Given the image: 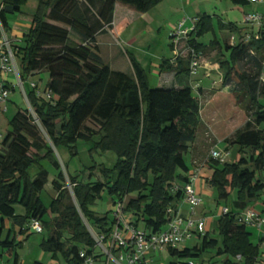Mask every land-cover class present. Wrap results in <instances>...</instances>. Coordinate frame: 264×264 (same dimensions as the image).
<instances>
[{"label":"trees","instance_id":"16d2710c","mask_svg":"<svg viewBox=\"0 0 264 264\" xmlns=\"http://www.w3.org/2000/svg\"><path fill=\"white\" fill-rule=\"evenodd\" d=\"M29 1L3 0L0 5V25L8 37L10 16L19 15L31 23L14 53L20 59L21 81L40 125L34 124L28 111L19 110L8 121L0 145V233L6 220L13 227L8 238L0 241V248L13 255L22 245L12 239L13 229L18 227L24 235L30 231L31 223L38 220L47 235L40 245L43 252L65 264H83L81 251L91 257L97 250L85 221L98 234H109L114 226L108 214L100 217L91 210L103 193L107 192L114 203L127 197L126 211L132 214V223L136 227L143 223L144 229L154 234L166 228L169 206L182 200L183 193L174 194L172 188L184 186L189 180L185 156L196 141L201 123V107L190 85L193 56L162 60L161 72L173 73L178 86L171 89H153L149 74L135 57L129 55L131 74L112 70L99 57L97 36L105 29L113 30L116 5L146 14L165 0H37L35 13L27 16L22 13ZM232 2L248 4L246 0ZM218 29L240 36L247 31L221 20ZM209 33H215L213 18L204 14L190 34L189 48L203 54L218 44L216 39L210 46L198 42ZM225 50L230 56L220 61L223 85L235 84L249 102L248 112L253 111L251 121L236 134L234 144L239 153L250 152L251 156L211 164L213 175L209 184L215 190L218 206L229 204L233 194L236 200L226 205L229 213L217 221L219 239L205 235L201 237L202 244L193 248L169 249L180 264H197L196 259L211 250L216 251L217 257H226L222 264H258L261 255L248 227L239 224L236 216L248 209H264V130L260 129L264 125V105L260 101L264 93L260 82L264 63L255 60L254 74L240 66L248 58L264 57V38L246 45L227 46ZM41 72L49 75L47 92L56 97L54 101L27 86L29 77ZM90 121L98 129L90 128ZM42 130L57 151L63 148L70 154V162L64 164L73 197L65 186L66 176L54 148ZM80 143L89 145L92 169H99L103 181L84 182L80 178L84 168L71 171ZM109 154L116 157L113 165ZM96 155L105 156L106 162L97 164ZM46 161L56 170L52 186L57 195L48 205L42 199L50 178L43 166ZM33 168L34 178L30 173ZM18 206L24 209L23 215L17 214ZM14 257L15 264H19L18 254ZM94 257L97 260L98 256Z\"/></svg>","mask_w":264,"mask_h":264},{"label":"rangeland","instance_id":"374dc122","mask_svg":"<svg viewBox=\"0 0 264 264\" xmlns=\"http://www.w3.org/2000/svg\"><path fill=\"white\" fill-rule=\"evenodd\" d=\"M192 2H193L192 5H190L189 4L190 2H187V0H167L163 5L164 6V8H162L163 10L161 9L163 17L160 18L157 22H155L156 24H154V22H150L151 17L144 19L142 17L143 16L142 14L136 13L135 11H132L131 9L123 5L118 4V7L121 8V10H127L129 12H132V14L136 16V18L123 17L124 14H122L120 10L118 11V16L116 18L118 25L123 26L124 28L128 25L127 26L128 28H126L125 30L126 32L124 33L123 36L115 34L116 40L112 36L104 37L102 39L101 42L102 46L105 43H108L107 45L110 46L107 48L102 47L103 49L102 52L106 64L110 65V68H112L115 71L132 73L133 70L129 60V55H130L132 57H135L139 61V63L143 66V68L147 71V73L149 74L150 86L153 89L177 88L175 82L173 84L171 83L173 76L170 75V73H164V75L168 74L167 76H161V73H159V71L161 70V63L162 60L164 59L174 61L177 56L186 58L190 53L188 42L191 39V37L189 36L188 38L182 39L179 45L176 47L173 44L174 43L173 39L171 38L173 33L171 26L167 25V22H165L167 17L168 16L173 17L172 18V21H174L173 23H177L178 21L187 18L189 19L188 28L193 29L194 25L192 24V21L199 14L206 13L211 17H213V19H215L214 21L217 22L216 21L217 16L227 18L233 14L232 12L233 10L245 9L243 6L235 5L234 3H232L231 0H192ZM0 28L2 30V34L4 36H7L3 32L1 25ZM143 30L145 31V33L141 37V39L136 40L133 44H130L128 42V40L131 37H133L138 33H142ZM217 31L219 32V34L221 33L218 29ZM7 38L10 39L8 36ZM72 38L74 40L77 39V37L74 34H72ZM199 39L201 44L207 45L209 44L210 35L207 34ZM10 44L12 50L15 52V46H13L11 40H10ZM238 44H241V39L238 40L237 42H233L229 34L226 33L221 34L220 42L216 45L210 46L207 49V51L201 55L200 68L196 72V74L197 75L199 74V77H201L200 83H204L207 79V75L204 74L205 70L202 69H204V67L206 68L207 66L209 69L210 67H214V69H212L211 71V76L207 80L208 83L212 84L213 89L208 92L210 94L218 92L219 97L214 101V104L217 105L218 106L217 108L221 111L218 117L219 119L217 121L213 120L212 124L209 126L207 130L204 129V125L202 124L199 125L196 134V144L197 143L200 144L203 141L205 145V152H211L213 147L215 146L214 136H220L221 138L225 139L224 143L226 145L223 143L218 144L217 149H221L222 147L225 146L228 147L229 151L232 152V157H231L232 161L238 160L242 155H244L243 157H246L247 159H249V157L251 156L250 152L239 153L237 146L234 144V140L236 134L240 131H243L246 128L247 123L251 121L253 111L248 112L247 106L249 102L245 98V96H242L241 93H239L236 90L235 84H229L228 86L224 87L222 80V70L220 69V61L227 60L230 56V54L226 52L225 47L237 46ZM255 60H257V62L264 63L263 56H254V59L248 58L243 62H241L240 66L244 71L254 74L257 70L256 68L257 63L255 62ZM15 61L20 71L21 69L20 59L16 57ZM43 73L45 72L37 73L35 77L30 76L29 79L31 80L30 82L34 81L38 84L41 97L47 99L46 92L49 83V75L48 74L45 75L46 79L44 80L41 77ZM157 73L160 75V77L157 75ZM12 78L15 77L13 76ZM192 78L194 79L195 76L193 75ZM15 81L17 85L18 81L16 78ZM195 82L197 83L199 81H194L193 83ZM193 89H194V94L197 96V94H199V86L194 84ZM12 95H14L13 96L14 104L10 108V111H7L5 113H0V132L2 133L6 132L8 126L7 121H9L10 119H12V117H14V115L17 113V110L28 111V114L31 115L34 120V124L40 126L35 111L31 108L27 99V95L20 84H18L15 93L14 94L12 93ZM260 100L261 103L264 105V93ZM88 126L90 128L98 129V127L91 121L88 122ZM260 129L264 130V125ZM42 133L45 139L48 141V143L54 148L56 157L59 160L63 172L66 176L65 186L69 190L71 196L73 197V187L69 180L68 172L64 164L70 162V154L68 153V150L63 148L57 151L44 130H42ZM88 151H89V145L80 143L79 152L85 154L78 155L71 163L70 169L72 172H74L76 169L81 170L84 168L85 172L82 173L81 174L82 177H80L84 182L103 181L98 168L92 169L87 167L88 165L90 166L94 165L91 162V158L89 156ZM107 156H111L113 158V163H111V165H113L114 162L116 161V157L110 154ZM105 158H106L105 156L96 155L94 157V160L96 161L97 164H100L106 162ZM43 166L50 173L49 183L47 184L45 191L42 195V199L48 205L50 204L51 200L55 198L57 195L56 191L52 186V182L56 176V170L47 161ZM30 173L34 178L36 175V169L33 168L30 171ZM262 179H264V172L262 173ZM208 188H211L210 184H208ZM201 198L203 200L202 201L203 207L201 209L199 208L197 210V213L199 211L202 212L205 211L210 215L211 214L218 215L219 211L221 212V210L225 208L226 205H230V203L236 200V194H233L231 196L228 202L229 204L224 203L220 206H218V204L216 203L213 197L202 196ZM263 199H264V194H263ZM110 202L111 201L109 199L108 193L105 192L102 194L101 198H99L96 201L95 205L91 209L94 210L97 213V215L100 217H103L109 213L108 215L110 219H113V211L115 207H113L111 211L109 204ZM16 210L18 215L24 214V209L22 207L18 206ZM50 217L53 218L51 214ZM129 217H131V215H129ZM85 223L91 232L93 227L91 226L92 227L91 229L86 221ZM8 226L10 227V225ZM139 228L144 229V224L140 223ZM248 231L253 234L251 238L252 242L255 245H259L261 248L260 257L263 256L264 246H261V243L264 244V240L263 238H261L262 240L260 241L259 238L261 232L253 226H248ZM25 234H27V232ZM210 236L211 238L219 239V235L214 231L213 232L211 231ZM24 238L25 240L22 242V246L17 249V253L19 254L20 261L22 264H65L62 259L54 260L51 254L45 253L41 250L40 245L42 241L47 238L46 234H37L34 233L33 231H30L27 235H25ZM65 238H69V235H66ZM196 244H202V240L199 241L197 240V238H193V240H190L187 243L180 246L179 249H183L185 246H189L190 248H193V246H195ZM1 251L3 250L0 248V254L2 255V257L0 258V264H15L14 255H10L6 251L2 253ZM97 254H101V252H98ZM225 259L226 257H217L216 251L211 250L206 254H204L200 259H196V263L222 264ZM157 261H159V263L161 264H171L174 262L176 263L178 262V264L181 263L177 257L171 256L166 251H164L163 253H161L159 257H157Z\"/></svg>","mask_w":264,"mask_h":264},{"label":"built area","instance_id":"2783aa9c","mask_svg":"<svg viewBox=\"0 0 264 264\" xmlns=\"http://www.w3.org/2000/svg\"><path fill=\"white\" fill-rule=\"evenodd\" d=\"M246 1L250 5L264 6V0ZM244 23L248 28L240 38L242 44H250L253 41H260L264 38V12L246 14ZM193 30L194 28H185L184 22H180L174 28L171 36L173 44L177 47L180 41L188 38ZM189 51V54L193 56L192 75L196 76V72L200 68L202 54H197L190 48ZM15 60L16 57L11 48L10 39L2 34L0 38V73L6 77L13 75L25 92V84L21 81L20 71ZM260 82L264 85V72L260 77ZM29 85L41 96L36 82H31ZM46 93L48 100H56V97L51 92ZM11 97L12 89L0 80V113L8 111ZM4 138L5 133L0 132V145L3 143ZM213 162H219L220 164L232 162L230 152L217 148L213 149L209 154L208 161L195 167L189 174V180L184 186L177 185L172 188L174 194L182 192L183 198L180 202L169 206L167 209L168 223L166 228L160 233H151L136 227L132 223L133 216L126 211L127 197L123 200L115 201L112 231L109 234H98L91 230L97 245L96 249L105 257V264H158L155 259L164 251L179 249L180 246L193 238L204 237L206 235L207 219L205 217L199 218L197 213V210L203 207L199 184L205 172V166L208 169V166H211ZM183 206L188 208L186 214L183 213ZM228 213V208L221 210V216ZM236 220L239 224L247 227L253 226L264 234V209H248L238 214ZM30 231L43 234L44 227L40 221L34 220L30 225ZM94 256L88 257L85 251L80 253L83 264H97Z\"/></svg>","mask_w":264,"mask_h":264},{"label":"crops","instance_id":"0c3cea01","mask_svg":"<svg viewBox=\"0 0 264 264\" xmlns=\"http://www.w3.org/2000/svg\"><path fill=\"white\" fill-rule=\"evenodd\" d=\"M167 0H165L164 2H162L160 5H158L156 8H154L153 10H151L150 12L146 13V14H142L143 18L146 19L148 17H151L150 18V22H154V24H156L155 22H157L160 18L163 17L162 15V8H164V3L166 2ZM232 1V0H231ZM2 2L3 0H0V5H2ZM187 2H190L189 4L192 5V0H187ZM233 3V2H232ZM235 4V3H234ZM37 5H38V2L37 0H30L28 2V4L24 7L23 9V13L24 15H27V16H32L34 13H35V10L37 8ZM236 5V4H235ZM241 6V5H240ZM245 9L244 10H241V9H237V10H233V14L230 16V17H227V18H224V17H221V16H217V22H215L213 19V25H214V29H215V33L214 35L212 33H209L210 35V40H209V44L205 45V46H210L212 44V42L216 39L220 42V38H221V34H229L231 36V39L233 42H237L238 40H240V38L242 36H240L239 34H235V33H230L228 31H220L221 33L219 34V32L217 31L218 29V21L221 20L223 21L225 24H228V23H233L235 24L236 26L240 27V28H248L245 23H244V18H245V15L246 14H249V13H253V12H261L263 13L264 12V6L263 5H257V6H254V5H250L249 3L246 5V6H243ZM162 9V10H161ZM121 11L123 15V17H129V18H136L135 15L132 14V12H129L127 10H121V8L118 7V5H116V9H115V14H114V28L113 30H106L104 31V33L102 34H99L97 36V46H98V54H99V57L102 59V61L106 64L105 62V58H104V55H103V52H102V47H110L109 45H107L108 43H105L101 44L102 42V39L104 37H114V39L116 40V37H115V34H118L120 36H123L124 33L126 32V28H128L127 26L124 28L123 26H120L118 25L117 21H116V18L118 16V11ZM172 11V10H171ZM199 11V9H198ZM182 12V11H181ZM176 13V12H174ZM206 14V13H205ZM204 14H199L197 15L196 18H194V20L192 21V24L194 25V28H195V24L198 20V18L200 16H202ZM208 15V14H206ZM210 16V15H208ZM172 18L171 16H168L167 19L165 20V22H167V25H170L171 26V29L172 31L174 30V28L180 23V22H184V27L185 28H188V24H189V19L185 18L183 20H180L178 21L177 23H173L174 21H172ZM213 18V17H212ZM9 23H10V27H11V33L9 35V38L10 40L12 41L13 43V46H19L22 44V40L24 38V36L29 32V29L31 27V23L30 22H26L24 21L23 19L20 18L19 15H12V17H9ZM51 24L53 25H57V26H60L62 27V25H60L59 23H55V22H50ZM123 27V29H122ZM158 27V26H157ZM123 31H122V30ZM219 30V29H218ZM223 32V33H222ZM145 31L143 30L142 33H138L136 35H134L133 37H131L128 42L130 44H133L136 40H139L141 39V37L144 35ZM198 42L200 43V39L198 40ZM201 44V43H200ZM204 45V44H203ZM106 50V49H104ZM165 60V59H164ZM138 61V60H137ZM139 62V61H138ZM107 65V64H106ZM110 67V65H108ZM143 67V66H142ZM112 69V68H111ZM212 69H214V67H210V69L208 68V66L202 70H205V73L207 75V79L206 81L208 80V78L211 76V71ZM113 70V69H112ZM159 73H161V76H167V75H164L163 72H161V70L159 71ZM201 73V72H200ZM128 74H131V73H128ZM47 73H43L41 75V77L45 80L46 79V76ZM157 75L160 77V75L157 73ZM170 75L173 76L172 78V84L175 82V79H174V74L173 73H170ZM36 75L34 76H31V77H35ZM13 75H10L8 77L2 75L0 73V80L2 82H4L7 86H9L11 89H12V93L14 94L15 91H16V88H17V85H16V81H15V78H12ZM48 77V76H47ZM40 78V76H39ZM200 79L201 77H199V74L195 76V78L191 79L190 81V85L194 86L197 85L199 86V94H197V96L195 95V97L198 99L199 103H200V106H201V123L202 125H204V129L207 130L209 128V126L212 124V121L215 120L217 121L219 118V115L221 113V111L217 108L218 106L214 104V101L219 97V94L218 92L217 93H209L208 91H211L213 88H212V84L206 83V81L204 83H200ZM29 81H27V86L29 87V82L31 81L30 79H28ZM162 81V80H161ZM164 81V80H163ZM194 81H199V82H195L193 83ZM34 82V81H33ZM31 83V82H30ZM176 84V83H175ZM38 86V84H37ZM177 86V85H176ZM27 87V90L29 89ZM178 88V86H177ZM38 90L40 91L39 89V86H38ZM25 93H26V89H25ZM223 93V92H222ZM13 96L11 97V100H10V103L8 105V111H10V108L13 106L14 104V101H13ZM261 101V100H260ZM19 110H17L18 112ZM8 122V121H7ZM8 124V123H7ZM8 128V127H7ZM220 136H214V144L215 146L213 147V149H215V147L217 148L218 144H225L224 143V140L223 138H219ZM226 145V144H225ZM212 149V150H213ZM221 150H226L228 152H230L231 154V157H232V152L229 151V148L228 147H222ZM85 153H80L78 155H84ZM209 154L210 152H205V145L203 143V141L200 143V144H196V141L190 145V149L188 151V154L185 156V162L187 164V166L190 168V173L195 169V167H197L198 165H201V164H205L207 161H208V157H209ZM188 157V159H187ZM92 162V161H91ZM45 164V162L43 163V165ZM87 166V164H86ZM88 168H92L93 165H88L87 166ZM207 167L205 166V172L203 174V177H202V180H201V183L199 184V192H200V198L202 196H208V197H213L214 200H215V190L211 187V188H208V184L210 183L211 179H212V175H213V169L211 168V166H208V169H206ZM189 173V174H190ZM214 190V191H213ZM110 199V210L112 211V208L114 207V200L112 198H109ZM202 200V198H201ZM203 201V200H202ZM216 201V200H215ZM217 203V202H216ZM202 208V207H201ZM200 208V209H201ZM183 209V213L186 214L187 211H188V208L187 206H183L182 207ZM92 210V209H91ZM94 211V210H93ZM95 212V211H94ZM96 213V212H95ZM97 214V213H96ZM109 214V213H108ZM109 216V215H108ZM198 217H205L207 219V226H206V235H209L210 236V233L211 231L213 232H216V224H217V221L219 220V218L221 217V212L219 211V214L218 215H214V214H208L206 213L205 211H199L198 212ZM113 220V219H112ZM10 225V227L8 226ZM29 227V226H28ZM0 228H1V220H0ZM12 223L10 221H5L4 222V225H3V232L0 233V241H3L5 239L8 238L9 236V231L12 229ZM19 228L18 227H15L13 230V233H12V239L14 238L16 240V243L19 244V243H22L24 240H25V235H27L30 231L27 232V234H24L22 235L20 230H18ZM16 233V235H15ZM252 234V233H251ZM253 235V234H252ZM264 235L263 232H261L260 234V241L262 240L261 238H263L264 240ZM252 238V237H251ZM193 240V239H191ZM197 240H201V238H197ZM190 241V240H189ZM263 243H261V246H264V244L262 245ZM198 245V244H196ZM195 245V246H196ZM22 246V245H21ZM194 247V246H193ZM19 248V247H18ZM16 248V252L14 254L17 253V249ZM185 248H190L189 246H185L183 249ZM261 250V248H260ZM2 253H4L3 251H1ZM98 252H100L99 250H96V254L95 256H98L97 260H96V263L97 264H105V257L102 255V254H97ZM167 253L170 254L169 250L166 251ZM13 254V255H14ZM18 254V253H17ZM262 257V258H261ZM260 259H259V263L258 264H264V254L263 256H261ZM18 258H19V264H22L21 261H20V257H19V254H18ZM156 262L158 264H161L159 263V261H157V258H156Z\"/></svg>","mask_w":264,"mask_h":264},{"label":"bare ground","instance_id":"6f19581e","mask_svg":"<svg viewBox=\"0 0 264 264\" xmlns=\"http://www.w3.org/2000/svg\"><path fill=\"white\" fill-rule=\"evenodd\" d=\"M252 49V48H251Z\"/></svg>","mask_w":264,"mask_h":264}]
</instances>
